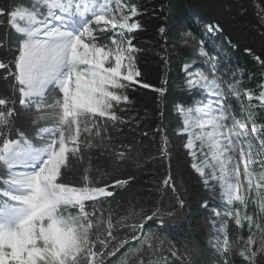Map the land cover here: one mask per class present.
Listing matches in <instances>:
<instances>
[{
    "label": "snow or ice",
    "instance_id": "6c2138e0",
    "mask_svg": "<svg viewBox=\"0 0 264 264\" xmlns=\"http://www.w3.org/2000/svg\"><path fill=\"white\" fill-rule=\"evenodd\" d=\"M213 7L197 36L171 3L149 12L140 0H0V264H264V0L254 24L242 0ZM145 16L163 21L148 48L133 43ZM205 35L254 68L226 65ZM145 52L165 67L160 87L142 79ZM174 58L188 98L174 102L175 134L205 193L204 244L192 225L182 241L168 235L191 205L173 175L164 108L151 133L132 115L138 88L167 100ZM125 128L149 137L147 159L166 165L149 203L116 200L135 177L115 174L141 164L143 140L126 142Z\"/></svg>",
    "mask_w": 264,
    "mask_h": 264
},
{
    "label": "trees",
    "instance_id": "16d2710c",
    "mask_svg": "<svg viewBox=\"0 0 264 264\" xmlns=\"http://www.w3.org/2000/svg\"><path fill=\"white\" fill-rule=\"evenodd\" d=\"M140 2L148 8L149 12L152 9L158 8L160 5L167 6L171 3L173 10L179 17V26L190 27L200 36L204 29L198 22L200 20L209 18V14L214 12V4L219 3V0H140ZM224 3H233L234 0H223ZM256 0H242V3L248 8V15L246 20L249 23H256V17L254 15L253 4ZM143 23L147 26V31L139 35L137 41L145 48L151 47L148 43L152 41L155 36V28L158 24L163 23L161 19L154 18L152 16L143 17ZM4 30L0 28V36L3 35ZM206 41V45L209 51L219 53L221 56H226L227 59L224 61L226 65L236 66L237 64L244 67L247 70L254 68V61L250 56L241 55L239 52H231L227 49H222L221 42L218 39H209L208 36L203 37ZM249 47H253L257 52L260 51L259 41L253 43L248 40L246 42ZM243 46V44H242ZM139 67L144 73L142 79L146 82L160 87L161 78L165 75V67L160 62L153 52H145L140 55ZM169 77V94L167 100L163 104H158L155 99L158 95L152 92L150 89H139L136 92L130 93L132 98L135 100V111L132 115L139 113V117H143L140 121V130L149 131L152 130L161 123L162 118L159 115L161 107L164 108L165 116L163 122L167 127V134L172 141V171L179 181L182 183L179 185L181 193L185 196L189 204L191 205V212L188 213L186 219L183 222V226L173 227L169 232V237L175 241H182L187 235L188 226L192 225L194 231L191 233L192 237L201 244H204L207 237V226L203 222V216L198 211L197 201L201 197L205 196L202 186L198 182V178L195 173H192L190 168L185 163L184 150L182 148V137H178L175 134V129L180 126V117L177 115L174 109V102L187 101V94L177 85L181 82L183 73L181 71L180 63L174 58L173 63L167 70ZM249 87H254V84H249ZM5 87L4 82L0 80V90ZM258 122H264V117L258 118ZM158 137V133L156 134ZM122 139H126V142H133L134 140L142 139L143 146L136 145L137 150L140 152L141 164L139 167L133 162L129 161L128 164L121 169L115 175H119L120 178H125L128 174L135 177L132 181L131 187L126 190H117V201L122 202H134L149 203L152 197H156L159 194L152 192L149 195V189L155 187L154 181L159 179V176L164 173L166 165H162L159 160L147 159L148 153H154L156 151L155 145L152 144L149 137H141L139 132L133 133L127 128L120 133ZM96 162L95 160L93 161ZM259 170V165H256ZM217 205L222 206L221 201L215 202ZM246 235V233H245Z\"/></svg>",
    "mask_w": 264,
    "mask_h": 264
},
{
    "label": "bare ground",
    "instance_id": "6f19581e",
    "mask_svg": "<svg viewBox=\"0 0 264 264\" xmlns=\"http://www.w3.org/2000/svg\"><path fill=\"white\" fill-rule=\"evenodd\" d=\"M241 167H242V165H241Z\"/></svg>",
    "mask_w": 264,
    "mask_h": 264
}]
</instances>
